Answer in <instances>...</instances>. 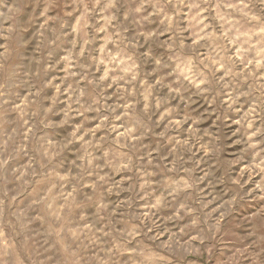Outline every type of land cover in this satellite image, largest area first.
<instances>
[{
    "label": "clouds",
    "instance_id": "1",
    "mask_svg": "<svg viewBox=\"0 0 264 264\" xmlns=\"http://www.w3.org/2000/svg\"><path fill=\"white\" fill-rule=\"evenodd\" d=\"M0 264H264V0H0Z\"/></svg>",
    "mask_w": 264,
    "mask_h": 264
}]
</instances>
